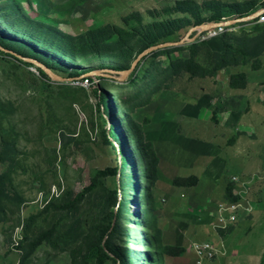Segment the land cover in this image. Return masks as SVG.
I'll return each instance as SVG.
<instances>
[{
	"label": "rangeland",
	"instance_id": "374dc122",
	"mask_svg": "<svg viewBox=\"0 0 264 264\" xmlns=\"http://www.w3.org/2000/svg\"><path fill=\"white\" fill-rule=\"evenodd\" d=\"M183 1L190 11H175ZM234 7L264 0H0V39L69 72L123 70L134 61L126 49L137 57L153 26L168 33L182 20L161 40L179 41ZM107 28L137 31L122 41ZM207 38L153 53L124 81L60 71L67 81H53L0 54V264H99L91 252L104 232L126 264H194L192 244L207 241L220 254L203 264H264V25ZM235 75L245 84L231 87ZM98 90L112 103L105 119ZM124 161L123 179L101 174ZM238 176L256 177L253 211L216 232L214 211Z\"/></svg>",
	"mask_w": 264,
	"mask_h": 264
},
{
	"label": "trees",
	"instance_id": "16d2710c",
	"mask_svg": "<svg viewBox=\"0 0 264 264\" xmlns=\"http://www.w3.org/2000/svg\"><path fill=\"white\" fill-rule=\"evenodd\" d=\"M186 4L187 3L184 2V1L183 2H180V3H178L177 7L174 8V10L177 11V12H184V13L189 12L190 9H191V7L190 6H186ZM225 9L226 10H230L231 8L227 7ZM255 12H257V10H254V8H252V7L249 10H247V11H241L239 8H235L234 7V13L231 14L229 17H222V16H218L217 15V16H213L208 21H199V19H198L197 22H196L195 27L202 26L205 23H207V24H212V23L220 24V23H223V20L224 19H226V20L229 21L231 19L230 17H234V16H237L238 18H244V17H247V16H250V15L254 14ZM134 16H135V20L137 22H139L141 25L144 24V21H142V16H139L138 14H134ZM255 21H257V20H255ZM182 22H183L182 20L171 22L169 26L172 27V31H168V33H165V31L167 30V26H163V24L156 25V27L153 26L152 27L153 33L150 34V33L147 32L148 35L145 37V41H144L145 43H144V46H143L144 50L142 52H144L146 49H148V48H150L152 46H156V45L162 44L161 40L162 39H168L167 37L170 36V34H173L174 33V28H176L178 30L179 28H181V26H183L182 25L183 24ZM187 25H190V24H187ZM106 30H107V32L109 34H112L113 33L114 36L116 38H118V40H122V41L125 40L127 37H129L131 34H133L134 31H137V30H133V29H130V30H121V29L120 30H117V29L110 30L109 29L108 30V28ZM87 36H90V34H87ZM0 38H2V37H0ZM93 40L95 41V43H93L94 45H97V46L100 45L99 42H101V37L96 36ZM163 41H164L163 43H165V40H163ZM167 42H171V41H167ZM0 43H1L0 44L1 48H3L4 50L10 51V52L12 51V49L9 46H7L6 43H5V41H3L2 39H0ZM13 51H15V50L13 49ZM0 54H4V52H1L0 51ZM126 54H127V56H126L127 58H131L134 61L140 55L139 54L136 57V55H134V53H129V49L128 48L126 49ZM29 59L36 60L38 62L40 61L44 65H46L49 69L53 70L55 73H57L56 71H60L64 75L68 76V78L80 77L82 75H85V74H88V73L91 72V71H87L86 70V71L83 72V74H80L79 72L73 73V72H69L65 68H62V69L59 68L58 66L50 63L48 60H44V59H41V58L38 59V58H35V57H31V58L29 57ZM131 66L129 68L124 67L123 70H118V71L128 70V69L131 68ZM108 69H114L115 70V68H112V67L111 68H108ZM119 69H122V68H119ZM37 71L41 73L40 75L44 79L49 78L41 69H37ZM239 83L245 84V77H244V75H235V77H233L231 79V87L235 88V86L237 84H239ZM243 87H244V85H243ZM96 95H97V98L99 100L98 101L99 112L103 116V118L105 119V117L107 115H109V113H110V110L112 108V103H111V101H109L107 99L106 96H104V95L101 94V90H98L97 93H96ZM115 129H118V127H115V125L113 124L112 125V129H110L109 137H108L109 138V142L112 143V144H114V141H117V139H118V135H117V133H115V131H116ZM124 142H125V138H124ZM127 166L128 165H127L126 161H124V162H122V164L119 167H117L115 169H110V170H108L106 172H103L101 174L107 175L109 173H113L114 175H118L119 174V171H120V175L122 177L121 179H123L124 176L127 173ZM94 186L95 185L93 184L89 188H87L86 190L82 191L79 194V197L76 200V202L79 201V200H81V199H83L88 192H90V191L93 190ZM231 188H234V184H232V183L229 185V193H228V196H227V199H226L228 201L224 200L225 202L233 203V202H236L239 199V197L237 195L236 196H233V195L230 194ZM113 202H114V204H117L118 203V196H117V193L116 192L113 194ZM48 205H53V204H51V202H50ZM118 213H121V211L119 210ZM112 216L114 218H117L118 217L116 214H113ZM138 217H140V216L138 215ZM106 233L107 232H104L101 235V237L99 238V240L97 242V247L94 248L91 253H94L95 255H97V257L99 259V264H103L104 263V259H113L116 263L118 261H120V264H126V262L124 261L123 256L120 253H118L113 248V246L111 245V242L110 241H107L106 243L103 242V237L105 235H107ZM111 254H114V255H111Z\"/></svg>",
	"mask_w": 264,
	"mask_h": 264
},
{
	"label": "built area",
	"instance_id": "2783aa9c",
	"mask_svg": "<svg viewBox=\"0 0 264 264\" xmlns=\"http://www.w3.org/2000/svg\"><path fill=\"white\" fill-rule=\"evenodd\" d=\"M226 21L228 20H223V22ZM251 22L264 25V13L258 16L256 19L251 20ZM228 28L230 27L223 26L218 29L207 32V39H214L227 33ZM76 84L88 86L89 79L78 80ZM255 178V176L252 179H250V177L243 178L238 176L232 180V183L235 185V188H239L237 192L239 199L233 203L223 201L217 205L216 210L214 211L213 223V229L216 232L228 231L229 229L235 227L241 221V219H243L247 212L252 213L254 205L252 204V202H250L247 190L250 188L251 185L254 184ZM191 251L195 257V264H203L207 260H212L213 257H217L220 254V250L210 242H195L192 244Z\"/></svg>",
	"mask_w": 264,
	"mask_h": 264
},
{
	"label": "water",
	"instance_id": "95a60500",
	"mask_svg": "<svg viewBox=\"0 0 264 264\" xmlns=\"http://www.w3.org/2000/svg\"><path fill=\"white\" fill-rule=\"evenodd\" d=\"M263 13H264V9H261V10H258L257 12H255L254 14H252L250 16H247V17H244V18H235L234 20H229V21H226V22H223V23H220V24L212 23V24H205V25H202V26H199V27H192L187 32V34L179 41L165 42V43H162V44H159V45H156V46H152V47L146 49L144 52H142L138 56V58L133 62L131 68L128 69V70L118 71V70H114V69H103V71H96V72L92 71V72H90L88 74H85V75L89 76V77H94V76H98V75H103L104 76V73L107 72L108 76L110 78H114V79H117L119 81H124L134 72V70L137 68V66L139 65V63L143 59L149 57L150 55H152L153 53H155L157 51L163 50L165 48L181 46V45H184V44H187V43H193L200 36V34H202V33H207L209 31L218 29V28L223 27V26L231 27V26H234L235 24H238V23L251 21V20L256 19L258 16H260ZM193 34H195V36L193 38H191V36ZM0 50L5 52V53H7V54H10V55H13V56L19 58L23 62L29 63L30 65H33L37 69L43 70V72L50 79H52L53 81H58V82L67 81L66 78L60 77L53 70L49 69L46 65H44L40 61L38 62V61L32 60V59L21 58L18 55L13 54L10 51L4 50L3 48H1V46H0ZM116 75H119V77H116ZM82 76H84V75H82ZM82 76L76 77V78H81Z\"/></svg>",
	"mask_w": 264,
	"mask_h": 264
},
{
	"label": "crops",
	"instance_id": "0c3cea01",
	"mask_svg": "<svg viewBox=\"0 0 264 264\" xmlns=\"http://www.w3.org/2000/svg\"><path fill=\"white\" fill-rule=\"evenodd\" d=\"M262 9H264V8H262ZM257 11L258 10H261V9H256ZM240 177V176H239ZM241 177H243V176H241ZM220 232H226V231H220ZM207 242H209V241H207ZM213 244V243H212ZM194 256V255H193ZM216 258V257H215ZM213 260V259H212ZM212 260H207V262H210V261H212ZM194 264H195V257H194Z\"/></svg>",
	"mask_w": 264,
	"mask_h": 264
},
{
	"label": "clouds",
	"instance_id": "9594fccd",
	"mask_svg": "<svg viewBox=\"0 0 264 264\" xmlns=\"http://www.w3.org/2000/svg\"><path fill=\"white\" fill-rule=\"evenodd\" d=\"M232 27V26H231Z\"/></svg>",
	"mask_w": 264,
	"mask_h": 264
}]
</instances>
